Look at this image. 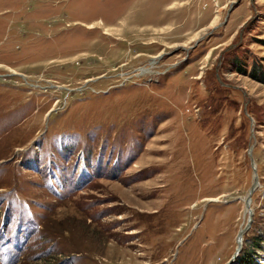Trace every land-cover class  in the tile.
<instances>
[{
  "label": "rangeland",
  "instance_id": "rangeland-1",
  "mask_svg": "<svg viewBox=\"0 0 264 264\" xmlns=\"http://www.w3.org/2000/svg\"><path fill=\"white\" fill-rule=\"evenodd\" d=\"M256 67L264 0H0V264H227L256 176L264 264Z\"/></svg>",
  "mask_w": 264,
  "mask_h": 264
},
{
  "label": "water",
  "instance_id": "water-1",
  "mask_svg": "<svg viewBox=\"0 0 264 264\" xmlns=\"http://www.w3.org/2000/svg\"><path fill=\"white\" fill-rule=\"evenodd\" d=\"M252 164L255 165L254 164V160H252ZM254 170L256 171V168H254ZM258 186H259V182H258V178L256 176V181H255L252 189L250 190L248 198L246 199V206L249 209L250 219L248 221V225L246 226V229L243 232L239 233V236H238V240H241V242H239L241 247H239L237 249L236 253L233 255L232 259L227 264H232L234 262V260L238 257L239 253L242 250V239H243L242 237H243V234L250 228V223L252 221V210L250 208L251 207V203H252V201H251L252 198L251 197H252L253 193L256 191V189L258 188Z\"/></svg>",
  "mask_w": 264,
  "mask_h": 264
},
{
  "label": "trees",
  "instance_id": "trees-1",
  "mask_svg": "<svg viewBox=\"0 0 264 264\" xmlns=\"http://www.w3.org/2000/svg\"><path fill=\"white\" fill-rule=\"evenodd\" d=\"M253 77H255V75L257 77H260V80L264 83V73L262 72V69L260 67H256L253 69V72L251 74ZM248 254V253H247ZM245 255V257H243L242 259L239 260V264H257L256 261L254 260V258L250 255Z\"/></svg>",
  "mask_w": 264,
  "mask_h": 264
},
{
  "label": "bare ground",
  "instance_id": "bare-ground-1",
  "mask_svg": "<svg viewBox=\"0 0 264 264\" xmlns=\"http://www.w3.org/2000/svg\"><path fill=\"white\" fill-rule=\"evenodd\" d=\"M243 231H244V230H242L241 232H243ZM241 232H240V233H241ZM243 237H244V234H243ZM243 237H242V238H243ZM239 242H241V240H238V243H239ZM242 244H243V239H242ZM238 245H239V247H241L240 243H239ZM239 254H240V253H239ZM236 259H237V258H236ZM236 259H235V260H236ZM235 260H234V261H235ZM232 264H235V263L233 262Z\"/></svg>",
  "mask_w": 264,
  "mask_h": 264
}]
</instances>
